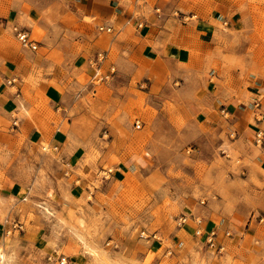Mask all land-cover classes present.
Segmentation results:
<instances>
[{
	"label": "rangeland",
	"instance_id": "obj_1",
	"mask_svg": "<svg viewBox=\"0 0 264 264\" xmlns=\"http://www.w3.org/2000/svg\"><path fill=\"white\" fill-rule=\"evenodd\" d=\"M84 1L0 0V19L37 43L23 50L0 28L1 48L27 52L17 65L0 63V88L19 93L11 88L19 86L22 94L13 103L0 95V264H264V171L225 152L181 108L163 115L158 139L135 128L156 116L148 114L146 86L133 79L116 94L125 82L111 78L116 68L106 76L92 65L101 55L87 50L89 65L74 66L84 49L68 51L70 61L61 49L81 37L92 44L102 32L80 11ZM149 2L153 13L156 4L170 12L171 24L223 11L227 22L215 39L230 52L229 75L264 72V0ZM57 132L62 146L50 144ZM84 165L96 173L88 182L80 178Z\"/></svg>",
	"mask_w": 264,
	"mask_h": 264
},
{
	"label": "crops",
	"instance_id": "obj_2",
	"mask_svg": "<svg viewBox=\"0 0 264 264\" xmlns=\"http://www.w3.org/2000/svg\"><path fill=\"white\" fill-rule=\"evenodd\" d=\"M159 1L155 0L156 3ZM155 6L153 13L149 0H85L83 7H79L82 14L96 19L100 26L110 27L111 32H96L92 44L80 36L81 41L64 43L61 49L67 51L65 55L69 61L71 55L68 51L76 47L84 49L73 58L74 66L78 62L89 65L86 56L90 50L101 55L102 58L97 60L99 64L92 65L104 71L106 76L116 68L111 78L125 82L123 88L115 89L116 94L120 89L127 91L133 79L143 83L149 100L148 114L155 113L156 116L139 129L154 130L153 139H158L161 131L167 128L164 114L184 109L212 132L216 143L227 146L225 152L232 149L240 161L264 171V72L248 75L235 71L229 75L225 67L229 64L230 52L215 39L221 33L218 24L227 22L223 11L221 15H200L192 25L171 24V13L159 9L157 4ZM0 20V28L5 26L13 34L11 27L14 24H10L7 18ZM22 55L27 52L16 48L6 52V48L0 47V63L4 59L17 65ZM247 60L240 58L242 64L247 65ZM214 67L223 74L220 75ZM58 79L61 80L60 76L47 77V80ZM11 88L19 93L0 88V95L13 103L14 94H22L19 86ZM46 91L54 100L56 93L50 85L46 86ZM121 129L128 135L129 123ZM105 130L107 132V126ZM145 138L149 139L148 136ZM59 142L62 146L66 141L57 132L50 144L54 146ZM210 144L214 143L210 141ZM148 145H151L150 141ZM80 173V178L86 182L96 177L90 165L81 167ZM31 242L35 244L37 240Z\"/></svg>",
	"mask_w": 264,
	"mask_h": 264
},
{
	"label": "built area",
	"instance_id": "obj_3",
	"mask_svg": "<svg viewBox=\"0 0 264 264\" xmlns=\"http://www.w3.org/2000/svg\"><path fill=\"white\" fill-rule=\"evenodd\" d=\"M0 23H1V20H0ZM11 30H12L14 36H15V39L17 40V42H18V44L20 45L21 48L29 49L31 51H36L37 50V43L30 38L29 34L24 29L19 28V27L14 25V26L11 27ZM99 30L100 31H105V32H108V33L111 32V28L110 27H106V26H100ZM140 125L141 124L139 123V121L135 122V128H137V129L140 128ZM184 221H185V217L184 216L179 218L180 224L184 223ZM200 232L201 231L199 229H197L195 234L198 235V234H200ZM213 234H214L213 231L208 234V241H211V239H212L211 237H212ZM140 237L147 238L148 235H146L145 232L142 231L140 233ZM153 238H155V235H153Z\"/></svg>",
	"mask_w": 264,
	"mask_h": 264
},
{
	"label": "bare ground",
	"instance_id": "obj_4",
	"mask_svg": "<svg viewBox=\"0 0 264 264\" xmlns=\"http://www.w3.org/2000/svg\"><path fill=\"white\" fill-rule=\"evenodd\" d=\"M81 239V238H80ZM83 243V242H82ZM93 247V246H92ZM91 246H88V245H86L85 243H84V248H85V250L90 254V256L94 259V260H98L99 259V257H100V259H104V254H103V256L100 254H98L97 253V251H96V249L95 248H92ZM100 259H99V261H100ZM101 260V261H102ZM3 261V254L0 252V263ZM104 261V260H103ZM103 263V262H102Z\"/></svg>",
	"mask_w": 264,
	"mask_h": 264
}]
</instances>
